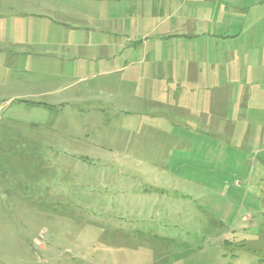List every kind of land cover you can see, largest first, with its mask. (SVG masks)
Listing matches in <instances>:
<instances>
[{
  "label": "rangeland",
  "instance_id": "374dc122",
  "mask_svg": "<svg viewBox=\"0 0 264 264\" xmlns=\"http://www.w3.org/2000/svg\"><path fill=\"white\" fill-rule=\"evenodd\" d=\"M260 2L0 0V264H264Z\"/></svg>",
  "mask_w": 264,
  "mask_h": 264
},
{
  "label": "crops",
  "instance_id": "0c3cea01",
  "mask_svg": "<svg viewBox=\"0 0 264 264\" xmlns=\"http://www.w3.org/2000/svg\"><path fill=\"white\" fill-rule=\"evenodd\" d=\"M263 2H260V4H264V0H261ZM261 5L255 10L251 11V13L249 15H254L256 14L259 18H258V22L259 24H261V26L263 27V24H264V8H261ZM217 10V9H216ZM218 16V10L215 14V17L217 18ZM231 53V52H230ZM244 62L246 64L248 63H251L252 62V59H250L248 57V53H245L244 54ZM259 62H261V64H264V46L261 48V53H259ZM233 75L231 74H221V73H217V72H211L209 74H199L198 75V80H206V79H210L213 87L214 88H219L221 89L222 86H224L225 84H217L216 82L217 81H221V80H229L231 79ZM234 76H237L238 79L241 80V84L240 86L242 87V89H250L251 87L253 88H256L258 89L259 87H263V82H264V74L263 73H257V75H253V74H250V73H246V74H243V75H238V74H235ZM256 79L257 80V83H254V82H251V79ZM228 86V85H227ZM228 232L230 234H232L234 232L233 229H228Z\"/></svg>",
  "mask_w": 264,
  "mask_h": 264
}]
</instances>
